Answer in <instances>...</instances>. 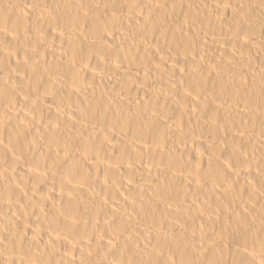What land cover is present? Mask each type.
<instances>
[{
	"label": "bare ground",
	"instance_id": "6f19581e",
	"mask_svg": "<svg viewBox=\"0 0 264 264\" xmlns=\"http://www.w3.org/2000/svg\"><path fill=\"white\" fill-rule=\"evenodd\" d=\"M0 264H264V0H0Z\"/></svg>",
	"mask_w": 264,
	"mask_h": 264
}]
</instances>
